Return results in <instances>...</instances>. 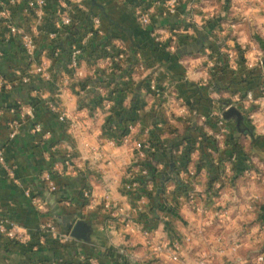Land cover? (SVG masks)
I'll use <instances>...</instances> for the list:
<instances>
[{"label": "crops", "instance_id": "1", "mask_svg": "<svg viewBox=\"0 0 264 264\" xmlns=\"http://www.w3.org/2000/svg\"><path fill=\"white\" fill-rule=\"evenodd\" d=\"M64 1L49 0L42 18L22 6L13 9L15 24L36 41L35 60L17 36L0 28V149L5 156L0 221L15 222L25 237L0 234V264H89L96 257L102 264H121L124 255L131 263L143 262L151 247L140 231L125 228L121 218L112 217L110 225L106 195L147 222L156 243L181 240L205 228V237L184 244L177 264H190L202 255L211 256L213 264H230L218 254L215 236L238 233L247 239L244 232L264 221V48L247 38L243 26L248 19L252 25L262 22L260 7L239 6L240 0L232 7L224 0L220 6L180 0L175 14L155 8L151 23L144 25L136 13L139 0H72L74 38H85L92 17H99L104 35L125 48L126 57L121 69L108 66L95 52L104 35L90 34L81 63L85 76L71 79L67 66L73 37L63 35L54 43L61 50L56 57L48 39L57 29ZM142 1L145 6L152 2ZM140 58L144 69L137 68ZM36 62L46 65L50 79L31 72ZM248 90L259 102L247 101ZM227 100L241 112L240 125L236 116L220 124ZM61 112L68 114L66 121H60ZM121 113L132 118L126 126H134L127 144L111 142L118 136L109 120ZM36 124L42 131L35 132ZM240 127L249 128L248 133L242 135ZM205 136L216 140L217 149L201 144ZM188 145L193 146L189 154ZM230 151L236 152L237 168L228 172ZM200 157L196 180L190 170ZM144 163L150 170L147 194L127 186ZM247 167L257 175L246 176ZM223 170L229 178L217 190L215 178ZM48 174L55 190L48 185ZM175 180L195 191L197 202L209 212L201 215L190 203L173 207ZM85 190L91 198L84 197ZM223 204L230 208L228 219L218 215ZM78 220L90 224L89 238L66 239ZM48 224L56 229L46 231ZM256 249L246 243L232 264H247ZM155 261L168 260L157 254Z\"/></svg>", "mask_w": 264, "mask_h": 264}, {"label": "built area", "instance_id": "2", "mask_svg": "<svg viewBox=\"0 0 264 264\" xmlns=\"http://www.w3.org/2000/svg\"><path fill=\"white\" fill-rule=\"evenodd\" d=\"M122 2H128L129 0H121ZM136 4V13L140 19V22L144 25H149L151 23V14L153 13L155 8L163 9V12L166 14H175L177 12V7L179 5L180 0H152L151 5L145 6L142 0H139ZM49 0H0V28L5 29L9 36H17L23 46L26 54L32 58L33 60L36 59L37 55V44L33 37V35L29 34L25 29L20 28L15 24L13 21V9L18 6H22L23 10L27 13H31L36 18H42L45 8L48 5ZM59 19L57 20V29L50 31L48 34L49 43L51 44V51L52 54L56 57L60 54V48L57 45H54L58 39L68 34V29L72 26L74 17H75V7L72 0H65L63 2V8L59 10ZM98 33L99 35H104V32L101 28V20L99 17L93 16L92 17V27L87 33L85 38L80 40H75L69 49L68 54V66L67 70L69 73V77L71 79H82L85 74L81 67L82 63V56L84 53V47L87 44V39L90 34ZM100 47L102 51L106 54L105 59L106 64L111 67H119L121 69L122 66V59L126 57V49L117 46L111 39L107 38L104 35V39L100 41ZM229 58H233V54L229 53ZM263 64V61H261ZM35 68L31 72L42 73L46 78L50 79L51 75L48 72V69L44 63L36 62ZM137 68L144 69V62L140 58L136 62ZM113 68V69H114ZM30 72V73H31ZM23 81L28 82L29 76L24 75ZM67 81V79H66ZM154 87V86H153ZM247 101H258L255 99L253 90H248L246 93ZM261 104L264 106V99L261 101ZM247 103L245 107H247ZM2 113V108L0 107V114ZM29 115L34 114L33 108H29L27 110ZM68 114L66 112H61L59 115L60 121H66ZM220 124H223V121H220ZM134 126H128V133L124 138L121 139L119 143L127 144L129 140L130 133L133 131ZM35 132L42 131V127L40 124H36L34 127ZM224 129L222 128L215 136L216 139L221 140L223 138ZM111 142H117L118 139L113 138ZM226 170L229 172L230 169H233V166L236 162L237 156L235 154H231L230 157L227 156L226 158ZM66 163L69 161L66 160ZM0 164H5V156L2 149H0ZM198 171L197 167L190 170V175L193 176L197 180L198 178ZM227 171H221L218 173V176L215 178V187L216 189H221L229 178ZM141 172L142 174L147 175L148 169L147 168H140L138 173ZM243 173L248 177H255L256 171L252 168L247 167L244 169ZM46 180L48 181V185L51 190H55L56 184L51 178V175L46 176ZM129 188H138L140 186L137 179H133L130 183L127 184ZM143 196V195H142ZM85 198H91V191L85 190L84 191ZM173 207L178 208L185 203H190L192 209L201 214L205 215L209 212V208L201 203L197 202V194L195 191L191 189H187L186 191L180 192L174 195L173 199ZM170 202V203H171ZM38 204V202H37ZM254 205H251L253 207ZM105 208L110 214L109 223L113 225L112 217L116 218L119 217L122 219L123 225L125 228L140 231L143 237L146 240V243L152 249V253L147 257V259L139 264H156L155 256L163 255L167 258L166 264H177L181 261V251L183 249L184 244L191 243L194 239H200L205 237V228H200L199 230L194 231L192 234H186L183 239H177L174 241H166L161 243H156L154 241V237L152 235V229L147 225V222L138 219L137 213L128 212L125 206L119 204L118 202H114L110 199L108 195L105 196ZM218 215L221 217L228 219L230 217V208L227 204H223L222 207L218 210ZM46 231H54L56 228L52 224H48L44 226ZM5 234L7 237L11 239H21L24 240L25 237L22 235L20 231V227L15 222H6L0 221V234ZM247 236V239L241 237L238 233L232 234H225L220 233L215 236V242L219 245L218 247V254L225 259L227 263L232 264L235 261V257L237 256L239 250L243 248V246L247 243L252 247H256V253L252 258H250L247 264H264V221H259L256 230L252 228L246 230L244 232ZM73 238L71 234L66 235V239ZM45 237L42 236L41 240L44 241ZM122 254H126L124 248L120 251ZM128 255V254H127ZM89 264H102L99 258L92 259L89 261ZM121 264H136L131 263L129 261L128 256L123 257ZM190 264H213L212 257L209 255H202L196 258Z\"/></svg>", "mask_w": 264, "mask_h": 264}, {"label": "trees", "instance_id": "3", "mask_svg": "<svg viewBox=\"0 0 264 264\" xmlns=\"http://www.w3.org/2000/svg\"><path fill=\"white\" fill-rule=\"evenodd\" d=\"M74 29L73 28H69L68 29V35L70 36V37H73V42L76 40L75 38H74ZM100 45L101 44H98V46L96 47V49H95V52H97V54H98V56H100V57H105L106 56V54L102 51V49H101V47H100ZM227 104H228V106H231L232 105V102H231V100H227ZM229 115H232V114H228V116ZM118 117L119 118H116L115 120H109V123H110V129H111V132H114L118 137V143L121 141V139L122 138H124V136H126V134L128 133V127L126 126V122L127 121H129V120H131L132 118H129V117H126V115H124L123 113H121V114H119L118 115ZM226 117H224L223 119H225ZM230 118H234V116L232 115V116H230ZM230 118H228V119H230ZM240 129V133L243 135V134H246V133H248V130H249V128H246V130H243L241 127L239 128ZM184 139H188V141H189V144H191V140H189V136H187V137H184ZM230 142V141H229ZM201 144H203V146H209V147H213V148H216L217 149V143H216V140L214 139V138H210L209 136H205L204 138H203V140H202V143ZM203 150H205L204 148H203ZM193 151V146H191V145H188V147L186 148V152L189 154V153H191ZM234 153H236L235 151H230V152H227V156H229L230 157V155L231 154H234ZM246 155H248V152H246ZM190 159L188 158V161H189ZM202 160H203V158L202 157H200V159L197 161V163L195 164V167H197V170L199 169V168H201L202 167V164H203V162H202ZM220 164H221V161H220ZM145 165H147V164H142L141 165V168H147V167H145ZM235 165V164H234ZM234 169H236L237 167H233ZM149 175H150V170H149V168H148V174L147 175H145V174H142L141 172H139L137 175H136V179L138 180V182H139V184H140V186L137 188V190L138 191H140V192H142V193H144V194H147V193H149L148 191H146V185H147V182H148V180H149ZM176 181V190H175V192H174V195H176V194H178V193H180V192H183V191H186L187 189H188V187L187 186H185L184 184H183V182H180L179 180H175ZM214 181V180H213ZM162 192H164V189H162ZM264 206V205H263Z\"/></svg>", "mask_w": 264, "mask_h": 264}, {"label": "rangeland", "instance_id": "4", "mask_svg": "<svg viewBox=\"0 0 264 264\" xmlns=\"http://www.w3.org/2000/svg\"><path fill=\"white\" fill-rule=\"evenodd\" d=\"M212 2L213 4L216 5V3L218 4H222L225 5V3H229L230 2V7L233 6V3L236 5H250V6H258L260 7V11L259 13H257V15L259 14V16L261 17L262 22H260V24H254L252 25V22L248 19L246 21V23H243V26H246L245 31L247 33V38L251 39V40H256L260 43V45L264 48V0H240L237 1L236 0H224L225 3L222 2V0H207ZM218 4V6H220ZM239 5V6H240ZM237 19L235 16L233 17V20ZM243 21V20H242ZM228 108H230V106H228ZM227 108V109H228ZM224 117H221V120L224 121L225 119H223Z\"/></svg>", "mask_w": 264, "mask_h": 264}, {"label": "water", "instance_id": "5", "mask_svg": "<svg viewBox=\"0 0 264 264\" xmlns=\"http://www.w3.org/2000/svg\"><path fill=\"white\" fill-rule=\"evenodd\" d=\"M228 114H232L233 116H236L237 122L240 125L243 116L241 112L236 107H230L225 111L226 118H230ZM91 226L84 220H78L74 226L71 229V235L78 239H84L87 240L89 238V232H90Z\"/></svg>", "mask_w": 264, "mask_h": 264}]
</instances>
